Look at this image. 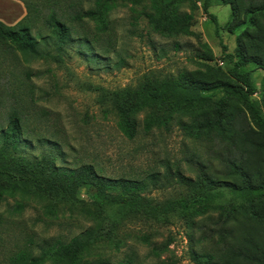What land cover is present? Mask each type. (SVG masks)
<instances>
[{
  "label": "trees",
  "instance_id": "1",
  "mask_svg": "<svg viewBox=\"0 0 264 264\" xmlns=\"http://www.w3.org/2000/svg\"><path fill=\"white\" fill-rule=\"evenodd\" d=\"M20 1L26 8L22 19L14 25L0 20V58L8 55L26 64L52 60L62 65L72 44L87 60L89 51L93 52L91 61L101 58L103 53L94 49V34L85 23L92 21L99 32H107L105 18L119 4L147 6L151 30L163 36L191 34L194 21L193 13L179 10L182 0H94L88 10L82 0ZM213 4L231 6V17L223 28L232 32L246 26L232 52L223 45L224 59L229 63L221 72L224 78L203 71L163 79L145 76L136 87L103 90L100 98L110 103L119 131L129 140L139 133L141 114L142 130L150 133L154 128L168 131L180 114L195 113L190 121L177 120L183 133L203 143L208 151L207 159L195 164L194 176L168 167L163 175L153 171L138 180L101 175L93 164L61 166L54 154H26L32 140L23 132L20 111L12 108L7 124L0 118V205L6 197L24 200L35 195L49 199L43 207L47 214L56 215L65 205L93 223L69 242L43 248L40 255L32 248L21 249L6 264H79L81 256L94 245L113 241L124 223L143 218L167 225L173 217L189 228L199 218L211 220L198 228L204 249H191L197 264H264V87L260 88L255 78L258 70L264 71V0H204L202 9L219 34L222 27L218 17L209 11ZM10 65L0 71L6 80L0 82V108L5 98L16 94V82L12 83L15 67L12 62ZM32 76V71L25 72L27 80ZM167 88L191 91L173 93ZM217 89L224 92L221 99L206 93ZM255 96H259L260 106L254 103ZM41 143L59 149L49 138ZM173 179L186 190L185 195L165 201L146 196L151 186L163 188ZM82 189L87 190L88 202L80 197ZM24 208L19 201L12 210L22 212ZM141 240L150 243V235H142ZM171 242L154 247L153 255L167 251Z\"/></svg>",
  "mask_w": 264,
  "mask_h": 264
},
{
  "label": "rangeland",
  "instance_id": "2",
  "mask_svg": "<svg viewBox=\"0 0 264 264\" xmlns=\"http://www.w3.org/2000/svg\"><path fill=\"white\" fill-rule=\"evenodd\" d=\"M18 1L26 10L24 3ZM82 1L85 10L93 7L94 0ZM203 3L204 0H182L179 3L181 12L194 14V21L191 34L174 36H163L151 30L145 14L149 11L147 6L132 8L130 4H119L105 18L107 32H99L92 21L85 23L94 34V49L103 53L94 61L90 60L92 51H89L87 60V56L81 57L77 53L75 44L68 48L62 65L52 60L26 64L22 60L14 61L8 55L1 57L0 71L9 69L12 62L16 75L12 81L14 85L16 82V94L5 98L4 106L0 108L1 120L7 124L11 109L20 111L23 132L32 140L26 154L38 157L44 153L54 154L56 163L61 166L93 164L101 175L138 180L153 171L163 175L168 167L194 176L195 164L206 160L208 151L203 143L188 138L177 120L190 121L195 113L180 114L168 131L154 128L150 133L142 130L144 114H141L138 116L139 133L129 140L119 131L110 103L101 102L100 98L103 90L136 87L145 76L163 79L168 75L203 71L208 76L221 75L224 78L221 72L227 70L229 63L225 62L223 45L232 52L237 37L246 26L236 27L232 32L223 28L231 17V6L213 4L209 11L218 17L222 27L218 34L215 24L202 9ZM2 5L0 3V18L7 20L11 11H6V3ZM121 60H124L122 65ZM29 70L33 76L27 80L25 72ZM255 78L263 88L264 71L258 70ZM2 81L6 82L0 72ZM167 89L173 93L191 91ZM206 93L216 100L224 96L221 89ZM254 103L260 106L259 96L254 97ZM47 138L56 141L59 149H50L41 143ZM152 187L146 196L156 201L178 198L187 193L174 179L163 188ZM80 197L89 201L86 189H82ZM19 201L25 204V208L22 212H14L12 208ZM48 202V198L35 195L24 200L19 196L5 198L0 205V264H6L9 257L21 249L32 248L35 255H40L48 245L69 242L92 226L90 220L65 205L60 206L56 215L47 214L43 207ZM213 215L217 216L216 213ZM210 221L199 218L196 225L189 228L178 217H173L167 225L136 218L121 225L113 241L98 243L84 253L79 264L95 261H105V264H197L192 259L191 249L198 252L204 249L198 228ZM144 234L150 235V243L141 240ZM168 241L172 242L167 251L158 257L153 255L154 247H161Z\"/></svg>",
  "mask_w": 264,
  "mask_h": 264
},
{
  "label": "crops",
  "instance_id": "3",
  "mask_svg": "<svg viewBox=\"0 0 264 264\" xmlns=\"http://www.w3.org/2000/svg\"><path fill=\"white\" fill-rule=\"evenodd\" d=\"M5 1V2H3ZM19 2L18 0H2L1 6H3V3H6V7L8 8L6 11H8L10 9L11 13H8L7 15V20H5L4 18H0V20L4 21L5 23L9 24V25H14L16 24L20 19H22L25 15L26 10L23 7V4L21 2ZM2 10V8H1ZM0 10V12H1ZM4 13V12H3Z\"/></svg>",
  "mask_w": 264,
  "mask_h": 264
}]
</instances>
